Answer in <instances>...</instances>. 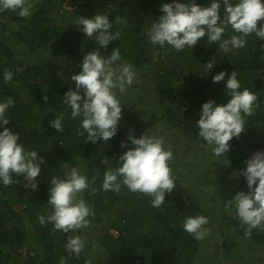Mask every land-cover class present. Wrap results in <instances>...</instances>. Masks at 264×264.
I'll return each instance as SVG.
<instances>
[{
	"label": "trees",
	"instance_id": "obj_1",
	"mask_svg": "<svg viewBox=\"0 0 264 264\" xmlns=\"http://www.w3.org/2000/svg\"><path fill=\"white\" fill-rule=\"evenodd\" d=\"M172 2L71 0L67 3L66 0H41L28 18H21L17 12L10 10L0 11V18L7 17L6 20L0 19V102L8 97L14 100V106L5 113L10 121L6 127L20 133L17 143H22L26 151L36 150L50 172H59L64 164L72 167L78 161H86L84 175L89 180L93 175L97 176L92 187L98 189L94 195L87 189L82 194L94 213L88 219L98 222L103 215L111 217L113 222L109 228L118 231V236L114 237L107 229L100 235L97 245H91L79 255L71 253L67 257L65 244L69 233L54 230L51 223L46 222L42 226L37 218L38 214L47 217L51 210L47 201L52 185L48 176H44L46 171L41 170L36 178L35 191L27 187L31 181L23 175L13 174L16 182L12 185L4 186L0 181V264H58L62 257L67 259L66 264H104L101 262L103 257L111 260L112 264H163V255L169 253L172 258L168 264L196 263L200 241L189 235L182 224L187 216L210 215L197 201L192 187L187 185L190 178L181 164L174 160L170 164L176 187L170 193L171 197L165 194V202L160 208L152 207V197L131 192L123 186L119 194L103 191L101 184L105 170L118 167L119 156L133 147L128 139L129 135L133 136L132 128L125 126L124 129L117 125V132L111 139L103 141L98 138L93 144L88 142L86 133L77 135L78 131H83L81 118L71 119V109L63 103L65 92L70 88L75 90V83L66 82L72 70V63H69L70 59H74L72 56L86 55L93 50L107 56L113 48H118L122 62L138 69L148 68L153 56L149 52L147 30L154 20L163 15L160 6ZM176 2L184 3L185 0ZM211 2L195 0L202 7L209 6ZM220 2L219 15L223 19V0ZM232 2L235 4L237 0ZM66 4L72 8L65 9ZM96 13L108 16L112 24L111 32L119 29L121 33L120 38L110 42L107 48H98L94 37H87L79 25L73 24L78 16L90 18ZM117 17L124 18L126 23H116ZM9 23L14 24L15 31L11 32ZM232 35L239 34L229 26L222 40ZM229 48L225 53L218 43L209 45L205 36L193 49L186 46L181 50L170 64L171 68L159 70L153 79L157 81L155 91L159 102L167 103L164 104L167 124L182 129L190 140L202 146L208 145L198 136L199 129L195 125L201 106L209 100L216 104L227 103L225 84L232 71L238 73L241 90L248 88L258 93L259 107L255 115L245 117L244 132L232 138L229 151L223 155L225 174H240L255 152L264 151V84L260 78L264 73V40L252 34L247 37L243 48ZM155 50L157 60L163 62L167 47L161 49L159 46ZM211 60H215V63L208 72L204 65ZM177 61L179 65L174 66ZM50 66L62 69L59 76L52 72ZM17 68L22 71H16ZM186 68H189L187 74L184 72ZM5 69L13 73L9 83L4 81ZM81 70L78 68V73ZM221 71L225 72L224 80L213 83L212 77ZM183 75L187 76L185 80H182ZM16 86L23 89L22 94L18 93ZM80 94L83 96L82 89ZM168 104L177 109L173 112V106ZM60 114H63L62 132L50 127V121ZM0 131H3V127H0ZM142 135L134 134V137ZM121 142L127 147L122 148ZM104 160L107 163L101 162ZM238 191H248L243 175H240L234 194L226 195L225 200L231 199ZM231 221L239 235L245 237L237 216ZM28 223L34 227L36 242L33 244L35 247L24 254L22 251L29 238ZM248 239L264 243V230L253 229Z\"/></svg>",
	"mask_w": 264,
	"mask_h": 264
},
{
	"label": "clouds",
	"instance_id": "obj_2",
	"mask_svg": "<svg viewBox=\"0 0 264 264\" xmlns=\"http://www.w3.org/2000/svg\"><path fill=\"white\" fill-rule=\"evenodd\" d=\"M41 0H0V11L17 12L21 18H27ZM224 17L221 19L220 0H212L209 6H200L195 0H185L184 3H165L160 6L163 13L154 20L147 30L151 44L159 45L161 49L167 44L176 51L186 46L193 49L200 40L207 36L208 44L218 43L219 48L227 53L232 49L243 48L247 37L255 34L264 40V0H223ZM116 23L125 24L122 17L116 18ZM259 22V27H258ZM73 24L79 25L80 30L89 38L95 39L98 48H107L113 40L120 38L119 29L111 32L112 24L108 16L96 13L93 17L78 16ZM239 35H232L222 40V35L228 27ZM158 54H154L153 60ZM120 51L113 48L110 55H101L98 50L87 53L82 60V70L71 76L75 82V90L71 88L65 92L63 103L71 109L70 118H81L77 135L87 134L88 142L95 144L97 139L107 141L117 132V125L122 118V107L117 98V91L123 93L134 80L137 73L133 66L121 62ZM215 60L208 61L204 67L210 72ZM16 71H22L17 68ZM237 71L228 75L225 84L227 89V103L216 104L209 100L201 106L199 119L196 121L198 136L211 147L214 156L224 155L230 149L233 137H239L245 130V117L255 115L259 107L258 93L243 88L237 79ZM13 73L4 71L5 83L11 82ZM225 72L221 71L212 77L213 83L224 80ZM83 90V96L80 90ZM44 100L47 97H43ZM14 106L12 97L0 102V181L4 186H10L16 181L12 176L23 175L31 181L28 188L36 190V178L40 174L43 157H38L36 150L26 151L22 143H17L20 133L6 127L9 119L6 111ZM63 114L50 121V127L58 132L63 131ZM133 145L118 158L119 166L115 169L107 168L103 175L101 189L120 193L122 186L131 192H138L152 197V207L160 208L165 202V194H170L176 187L171 162L173 152L165 149L163 139L146 135L139 138L129 135ZM121 147H127L121 142ZM107 163V160L101 161ZM247 182L248 191H238L225 203V209L235 207L240 226L244 228L246 238L251 237L253 229L264 230V151L255 152L246 161V168L240 173ZM97 176L88 179L78 168L73 167L64 174L63 179L55 176L50 181L49 199L47 204L50 212L45 217L38 214V220L43 226L51 223L54 230L65 234L75 233L81 228L89 226V217L94 215L90 206L83 198L87 189L96 194L98 189L92 187ZM209 223L205 215L187 216L184 218L183 229L195 239H203L207 235ZM86 240L80 235H69L65 250L79 255L85 249ZM60 264H66L62 257Z\"/></svg>",
	"mask_w": 264,
	"mask_h": 264
},
{
	"label": "rangeland",
	"instance_id": "obj_3",
	"mask_svg": "<svg viewBox=\"0 0 264 264\" xmlns=\"http://www.w3.org/2000/svg\"><path fill=\"white\" fill-rule=\"evenodd\" d=\"M28 18V17H27ZM2 20L7 17L1 16ZM11 32L15 31V26L12 23L8 24ZM167 47L166 58L162 62L157 59L148 68H134L137 73V80H134L131 86H128L123 93L117 91V98L120 100L122 107V118L118 122V127L126 128L130 126L134 136L139 134L154 135L163 139L165 149H171L173 152V160L175 163L181 164L185 173L190 178L187 185L192 187L197 195V201L210 215L208 218L209 223L204 227L207 228V235L200 239L199 253L195 264H264V243H256L251 239L242 237L234 229L231 219H235V207L225 209V196L234 194V189L239 184L240 174L228 173L225 174V159L221 155L219 157L212 154L211 147L202 146L200 143H194L188 138L185 131L179 128L171 127L167 124V117L165 107L167 103H161L158 100L155 86L157 81L153 79L154 74L159 70L171 68L172 61L180 54V51L174 50L171 46ZM159 45L149 44V52L151 56L157 54L155 48ZM85 55L79 54L72 56L70 59L71 73L66 82L75 83L71 80L73 73H78V68L82 69V60ZM158 57V55H157ZM76 58V59H75ZM118 61L117 63H121ZM68 63V65H69ZM179 61L176 62L177 66ZM54 74H60L62 69L50 66ZM185 74L189 72V68L184 69ZM187 76L183 75L182 80ZM70 78V79H69ZM261 80L264 84V73L261 74ZM18 93L22 94L23 89L16 86ZM22 98H25L22 95ZM172 105V104H168ZM173 106V105H172ZM177 107L173 106V112ZM168 125V126H167ZM168 127V128H167ZM129 129V127H128ZM210 148V149H209ZM88 161V160H87ZM86 161H78L72 167L64 164L59 172H50L47 167L42 163L41 170H45L44 176H48L49 180L53 176L63 179L64 174L68 173L73 167L78 168L83 174L86 171ZM176 195V194H175ZM172 194H170V197ZM91 211L93 210L90 206ZM89 226L81 228L75 233L69 235H80L86 240V251L91 245H97L100 235L107 229L114 235L118 236V231L112 227L109 228L112 218L105 215L101 216L98 222L89 219ZM262 232V230H260ZM28 242L24 245L23 253L28 252V249L35 247L33 244L36 242L34 227L27 224ZM39 247V246H37ZM34 252H30L33 254ZM71 253H67V257ZM65 258V257H63ZM172 258V254H164L162 263L168 264ZM60 259V258H59ZM61 260V259H60ZM60 260L58 264H60ZM66 263H67V259ZM89 262L90 260L87 259ZM92 261V258H91ZM98 261V259H97ZM101 262L104 264H112L111 260L103 257Z\"/></svg>",
	"mask_w": 264,
	"mask_h": 264
},
{
	"label": "built area",
	"instance_id": "obj_4",
	"mask_svg": "<svg viewBox=\"0 0 264 264\" xmlns=\"http://www.w3.org/2000/svg\"><path fill=\"white\" fill-rule=\"evenodd\" d=\"M70 1H71V0H66L67 3L70 2ZM64 8H65V9H71L72 6H69V5L66 4V5L64 6Z\"/></svg>",
	"mask_w": 264,
	"mask_h": 264
}]
</instances>
